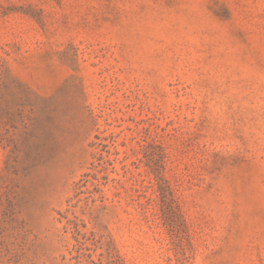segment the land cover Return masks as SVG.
I'll return each mask as SVG.
<instances>
[{
  "label": "rangeland",
  "instance_id": "374dc122",
  "mask_svg": "<svg viewBox=\"0 0 264 264\" xmlns=\"http://www.w3.org/2000/svg\"><path fill=\"white\" fill-rule=\"evenodd\" d=\"M0 264H264V0H0Z\"/></svg>",
  "mask_w": 264,
  "mask_h": 264
}]
</instances>
